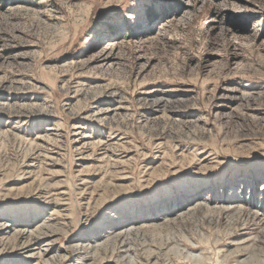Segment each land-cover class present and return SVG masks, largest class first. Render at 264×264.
Returning a JSON list of instances; mask_svg holds the SVG:
<instances>
[{
	"label": "rangeland",
	"instance_id": "1",
	"mask_svg": "<svg viewBox=\"0 0 264 264\" xmlns=\"http://www.w3.org/2000/svg\"><path fill=\"white\" fill-rule=\"evenodd\" d=\"M0 264H264V0H0Z\"/></svg>",
	"mask_w": 264,
	"mask_h": 264
},
{
	"label": "trees",
	"instance_id": "2",
	"mask_svg": "<svg viewBox=\"0 0 264 264\" xmlns=\"http://www.w3.org/2000/svg\"><path fill=\"white\" fill-rule=\"evenodd\" d=\"M152 11H150L148 14L151 15Z\"/></svg>",
	"mask_w": 264,
	"mask_h": 264
}]
</instances>
